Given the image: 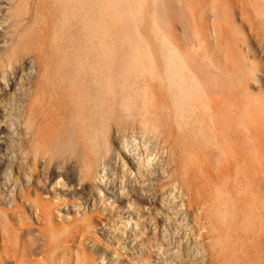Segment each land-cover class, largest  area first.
Returning <instances> with one entry per match:
<instances>
[{
  "label": "bare ground",
  "instance_id": "1",
  "mask_svg": "<svg viewBox=\"0 0 264 264\" xmlns=\"http://www.w3.org/2000/svg\"><path fill=\"white\" fill-rule=\"evenodd\" d=\"M0 26V264H264V0H0Z\"/></svg>",
  "mask_w": 264,
  "mask_h": 264
},
{
  "label": "rangeland",
  "instance_id": "2",
  "mask_svg": "<svg viewBox=\"0 0 264 264\" xmlns=\"http://www.w3.org/2000/svg\"><path fill=\"white\" fill-rule=\"evenodd\" d=\"M104 1L106 2L107 0H104ZM175 2H176V0H175ZM148 12H149V8L145 12V19H144L143 23L140 24V29H141V33H142L143 37L146 40L150 41V39H149L150 36H149V18H148ZM0 28H1V26H0ZM112 31H113L112 34L114 33V31L115 32L117 31L116 26L114 28H112ZM111 38H116V34L114 33V35L112 37H110L109 39H111ZM113 40L111 39V42ZM8 41L9 40H7L6 34L4 35V33L2 31H0V44H3V46L0 49V55L1 56L3 55L2 52L5 51L6 46H8ZM114 42H115V45L117 44V46L113 45L114 52L112 54H115L114 57L115 58L118 57L117 59H119L120 56L122 57V55L125 54V51L128 49V46H126V48H124L125 46H120V45L118 46L119 43L117 42V40H114L112 43L114 44ZM118 49H120V50H118ZM260 59H262V57H259V60ZM98 67H100V63L99 62H98V66L96 67V69H94V68L91 69V86H97V85H95V82H94V79L93 78H94V74H96L99 71ZM261 72H263V69H261V70L258 71V73H259L258 74V77L262 79V82H264V77L262 75L263 73H261ZM105 76L106 75L104 73V76L102 78H103V81L105 79V83H106L107 80H108V78L105 77ZM115 79H116L115 80V84L112 85V86H123V84H124V77L123 76H118ZM253 83H255V81L254 80L251 81V79H250L249 80V84L252 86ZM255 85H256V83H255ZM124 86H151L150 77H149V75L147 73H144L143 76L142 75L136 76L135 73H132L130 75L129 83L127 85H124ZM256 86H258V84ZM207 165L208 166H207L206 169H208L209 172H212V167L210 166V164H207ZM173 187H175L176 189L173 188ZM49 188H50V186H49ZM171 189H172V192L173 193L175 192V190H176V192H178L176 185L172 186ZM51 191H53V192L55 191L53 194H55V196L57 198H60V200H62V201H66V202H64V204L62 205V207L59 206L60 207L59 210H61L59 212V214L61 216H67V217L68 216H71V215L78 216V215H80V214L83 213L84 208L87 209L88 207H90L91 202H92L91 200H89L87 203L81 204V206L77 205V206L71 207L70 205H68V202H69L70 195L73 192V188L72 187L66 188V187H61L60 185H57V186L54 185L53 186V189H51ZM101 195H102V198H103L102 200H105L106 197H109L108 198L109 200L107 199L106 201L111 202V204L113 205V203H112V197L108 196V194L105 193V192H103ZM106 201L104 203L105 206H106ZM112 205H111V207H110V205L107 206V208H108L107 215L108 216H109V211L112 210V209H114L116 211V215H117L116 218H114V219H119V217L120 218H123V217L126 216V214L128 212L127 211L128 210V206L125 205V201L124 202L117 201V205H120V206H112ZM138 212L141 213L142 217H145V219L147 221L149 220L150 223H156L159 220V218H162L164 216V215L161 214V213H163V210L162 209L160 210V206L158 205L157 202H155L153 204L146 203L145 209H142V207L139 206L138 207Z\"/></svg>",
  "mask_w": 264,
  "mask_h": 264
}]
</instances>
